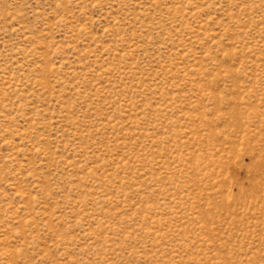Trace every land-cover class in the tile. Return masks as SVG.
Returning <instances> with one entry per match:
<instances>
[{
	"label": "rangeland",
	"instance_id": "rangeland-1",
	"mask_svg": "<svg viewBox=\"0 0 264 264\" xmlns=\"http://www.w3.org/2000/svg\"><path fill=\"white\" fill-rule=\"evenodd\" d=\"M0 264H264V0H0Z\"/></svg>",
	"mask_w": 264,
	"mask_h": 264
}]
</instances>
